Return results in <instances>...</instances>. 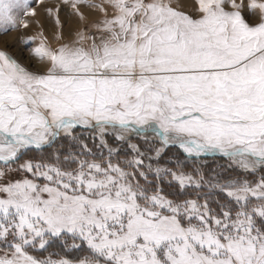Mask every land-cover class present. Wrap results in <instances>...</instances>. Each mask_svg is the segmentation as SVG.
I'll list each match as a JSON object with an SVG mask.
<instances>
[{
	"label": "snow or ice",
	"instance_id": "obj_1",
	"mask_svg": "<svg viewBox=\"0 0 264 264\" xmlns=\"http://www.w3.org/2000/svg\"><path fill=\"white\" fill-rule=\"evenodd\" d=\"M62 3L0 49V264H264V0Z\"/></svg>",
	"mask_w": 264,
	"mask_h": 264
},
{
	"label": "rangeland",
	"instance_id": "obj_2",
	"mask_svg": "<svg viewBox=\"0 0 264 264\" xmlns=\"http://www.w3.org/2000/svg\"><path fill=\"white\" fill-rule=\"evenodd\" d=\"M39 1L40 0H25V2L30 4L31 7H33L34 9H36V7L38 6L37 3ZM180 1L181 0H172L174 5L175 4H179V6L182 8V10L191 13L193 0H185L186 1V5L185 6H182L180 4ZM35 13H37V12L35 11ZM15 15L17 16L18 24L22 20H26L28 25L31 22L32 16L23 15V10L22 9L17 10ZM73 20H74V16H72V24L75 27L74 32H72V34L70 36H68V37L65 36L64 41L74 40L75 36H76V31L82 28V26H81V24L79 22L76 23L77 24V26H76V24L73 22ZM22 28H24V27H19L18 26L16 29L9 31L7 34L0 35V49H4L6 44L14 45V46L8 47L7 50L12 55H14L17 59H19L22 64H24L25 66H28L31 63H35L34 61H31L29 59V53H30V49L36 46V44L38 43V40L34 41V42H28L27 47H25V42L24 41H19L18 42L17 38H19V37H25V38L34 37V36H31V35H26V36L23 35L22 36V33H21V31H23ZM49 42L53 46H58L57 45V41L55 40L54 37H49ZM133 142L134 143L135 142L143 143V140L140 139L139 141H137L136 139H134ZM175 151H176L175 149L172 150V152H175ZM30 155L35 156L36 158H39V156L43 155V154L34 152V153H30ZM169 155H171V153ZM25 158H28V157H25ZM167 159H168V157H165V160H167ZM201 163L204 164V166H205L204 167V171L211 172V170H213V169L221 170V166H225L226 167L227 164H228V161H227L226 158H222L219 154H217L215 157L202 158ZM10 175L13 178H17V179L20 178V176L17 175L16 173H11ZM165 190L168 191L167 188Z\"/></svg>",
	"mask_w": 264,
	"mask_h": 264
},
{
	"label": "bare ground",
	"instance_id": "obj_3",
	"mask_svg": "<svg viewBox=\"0 0 264 264\" xmlns=\"http://www.w3.org/2000/svg\"><path fill=\"white\" fill-rule=\"evenodd\" d=\"M180 4L182 6H185L186 1L181 0ZM37 5L38 6L35 9L37 13L35 14V16H32L31 22L29 23L28 27L22 28V36H37L40 32H43L48 37H54V20L53 17L49 15L47 9H55L56 7L60 8L59 16L63 23L64 38L65 36H70L72 32H74L75 27L72 24V16L69 15L70 9L67 6L63 5L62 0H40ZM73 22L75 24L79 22L75 16Z\"/></svg>",
	"mask_w": 264,
	"mask_h": 264
}]
</instances>
